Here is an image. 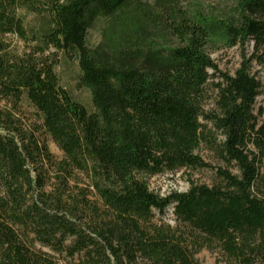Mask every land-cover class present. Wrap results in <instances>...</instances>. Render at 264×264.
Here are the masks:
<instances>
[{
    "label": "trees",
    "instance_id": "obj_1",
    "mask_svg": "<svg viewBox=\"0 0 264 264\" xmlns=\"http://www.w3.org/2000/svg\"><path fill=\"white\" fill-rule=\"evenodd\" d=\"M202 1L0 0V264H199L202 250L264 264V81L250 73L264 69V0ZM249 43L233 76L217 73L210 52ZM58 54L76 62L90 109L61 86ZM21 102L39 125L17 117ZM202 144L236 173L149 190L145 178L211 169ZM169 209L174 227L154 220Z\"/></svg>",
    "mask_w": 264,
    "mask_h": 264
},
{
    "label": "rangeland",
    "instance_id": "obj_2",
    "mask_svg": "<svg viewBox=\"0 0 264 264\" xmlns=\"http://www.w3.org/2000/svg\"><path fill=\"white\" fill-rule=\"evenodd\" d=\"M237 0H203L204 5L213 6L215 8L219 5H228L234 6ZM27 21H31L30 18H27ZM102 27V22L96 23V25L90 29L87 33L86 43L90 47H94L100 40V30ZM11 42L18 50L22 49V43L16 41L15 39L9 38ZM252 43L246 44L244 47L236 46L231 49H221L215 52H210V58L213 61L214 65L217 68V73L225 74L228 76H233L235 71L240 67L243 60L249 59L252 53ZM58 65L56 67V74L58 76L59 82L62 87L66 89L71 98L82 105L87 109H90V97L89 93L78 87V69L77 64L73 60H69L66 56L58 54ZM250 73L256 79L263 82L264 81V69L260 66H257L255 62L250 64ZM212 74V72H210ZM209 85V97L205 104L206 111H213L214 105V92L212 84L220 82L217 74H212ZM259 107L264 108V93L257 97L255 103V110ZM17 117L22 119L23 123L26 126L33 127L39 125V122L36 118L34 110L28 106L25 102H21L19 105ZM207 129H211V137L209 139L212 141L215 138L216 143L218 144L221 141V138L214 133L210 125H207ZM38 139L45 143L48 148L49 153L53 156L55 160H60L62 158V153L59 151L57 146L50 140L48 136L42 132H38ZM197 155L207 163L211 169H200V170H179L176 172H165L163 174L145 178L148 188L153 193L164 197L171 192L185 193L191 185H205L212 186L215 183V170L216 169H228L232 173H236L235 169L225 166L223 163L217 159L213 151L210 150L208 144H202V146L197 151ZM80 187H84L82 183L79 184ZM91 198V197H90ZM92 199V198H91ZM155 221H162L171 227L175 226L174 219L171 215L170 209L166 211L164 215H159L155 212ZM37 249H40L42 252L52 254L46 248H40L36 245ZM194 259L199 264H227L223 257H221L217 252L202 250L199 253L194 255Z\"/></svg>",
    "mask_w": 264,
    "mask_h": 264
}]
</instances>
